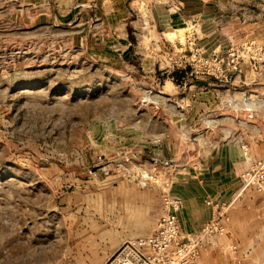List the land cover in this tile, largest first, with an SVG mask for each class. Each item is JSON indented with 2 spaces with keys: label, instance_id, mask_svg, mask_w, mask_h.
Returning <instances> with one entry per match:
<instances>
[{
  "label": "rangeland",
  "instance_id": "1",
  "mask_svg": "<svg viewBox=\"0 0 264 264\" xmlns=\"http://www.w3.org/2000/svg\"><path fill=\"white\" fill-rule=\"evenodd\" d=\"M157 2L175 12L142 7L122 43L0 3V264H103L178 217L188 181L227 177L230 223L181 237L186 264L210 242L264 264V0Z\"/></svg>",
  "mask_w": 264,
  "mask_h": 264
},
{
  "label": "crops",
  "instance_id": "2",
  "mask_svg": "<svg viewBox=\"0 0 264 264\" xmlns=\"http://www.w3.org/2000/svg\"><path fill=\"white\" fill-rule=\"evenodd\" d=\"M158 0H0L3 2V9H15V15L18 16L20 24L28 26L29 14L34 16L30 23L35 27H63L75 28L80 25L99 27L107 34L114 31H119L117 37L121 38V43L126 39L129 32L136 30V25L132 21L133 15L140 16L144 14L142 7H148L153 4L151 14L153 20H158L159 15L157 11H162V14H167V18L175 12L173 10L166 11L165 7L160 8ZM159 7V9H156ZM131 16L130 21L127 23L125 17ZM156 18V19H155ZM145 24V22H143ZM85 29V28H84ZM126 42H124L125 44ZM147 60V59H146ZM148 64L150 65V61ZM154 63V62H153ZM228 136H223L219 141L226 142ZM228 149V148H226ZM225 158H229L230 151L224 154ZM229 161L223 163L222 170L217 174H234L233 169L230 170ZM227 164V165H225ZM221 165V164H220ZM206 183H196L188 181L186 186L179 188L176 192L183 200L184 205L181 212L178 214V224L180 235L184 238H190L200 233L205 224L215 214L216 207L223 208L224 218L222 223L227 226L230 223L233 212V203L230 204L231 197L234 195V188H230V180L227 177L224 181H220L215 188H210ZM187 187V189L185 188ZM229 204L228 210L226 205ZM225 207V208H224ZM234 231L228 233L229 239L233 240L239 236L233 234ZM214 238V237H213ZM218 238V237H215ZM246 238V235H243ZM219 249V250H218ZM231 255L227 248L213 245L211 242L207 244L202 250L199 258V264H219V255L222 253ZM227 254V255H228ZM229 257V256H228ZM230 258V257H229ZM226 264V263H225Z\"/></svg>",
  "mask_w": 264,
  "mask_h": 264
},
{
  "label": "built area",
  "instance_id": "3",
  "mask_svg": "<svg viewBox=\"0 0 264 264\" xmlns=\"http://www.w3.org/2000/svg\"><path fill=\"white\" fill-rule=\"evenodd\" d=\"M179 204V203H178ZM178 204L174 205L175 210ZM216 211L203 230L204 235L222 233L221 210ZM176 214L166 206L155 231L144 237L124 241L103 264H186Z\"/></svg>",
  "mask_w": 264,
  "mask_h": 264
}]
</instances>
